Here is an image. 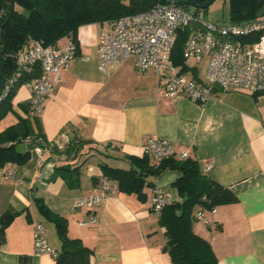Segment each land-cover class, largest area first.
I'll use <instances>...</instances> for the list:
<instances>
[{"label": "crops", "instance_id": "0c3cea01", "mask_svg": "<svg viewBox=\"0 0 264 264\" xmlns=\"http://www.w3.org/2000/svg\"><path fill=\"white\" fill-rule=\"evenodd\" d=\"M109 29L107 23L78 28L76 55L36 114L47 141L59 148L76 136L92 142L77 156L67 157L37 140H25L16 149L29 152L28 160L0 166V216L9 209L16 212L5 230L0 264H55L53 256L34 249L35 222L45 225L52 248L61 247L55 225L40 214L34 198H42L67 219L68 236L79 238L92 251L88 264H172L162 248L165 228L151 213L150 197L158 186L172 202H179L173 185L179 171L166 169L151 177L153 186L144 188L145 202L117 190L92 211L72 207L77 197L99 193L104 176L100 163L129 168L131 158L146 155L149 137L169 140L177 152L196 158L205 175L236 195L237 201L205 212L209 223L193 225L195 233L211 243L218 264H264V92L216 88L214 96L199 104L166 97L155 72L139 74L132 59L106 74L99 69L98 43ZM13 90V111L0 121V131L18 116L26 117L27 111L34 114L28 106L29 86L18 84ZM67 163L81 164L76 188L60 177L48 180L56 165ZM7 171L10 178H5ZM91 213L97 222L81 226Z\"/></svg>", "mask_w": 264, "mask_h": 264}, {"label": "trees", "instance_id": "16d2710c", "mask_svg": "<svg viewBox=\"0 0 264 264\" xmlns=\"http://www.w3.org/2000/svg\"><path fill=\"white\" fill-rule=\"evenodd\" d=\"M163 0H15L14 10L1 34L3 52V74L5 78L16 68V60L31 41L41 40L44 44L57 45L64 37H72L76 45L78 28L89 23H109L122 16L148 10ZM184 0L177 4L188 9ZM205 3L208 0H189ZM11 0H0V26L9 15ZM199 11L196 8L197 13ZM264 14V0H230V21L241 22ZM191 32L190 27L179 29L172 51L173 62L181 67V71L196 77V68L185 63L182 50ZM1 48V49H2ZM0 57V69H1ZM40 71L24 73L18 84H24ZM17 84V85H18ZM1 86V75H0ZM12 90L0 103V121L13 111ZM22 105V104H21ZM25 107L26 106L22 105ZM29 106V104H28ZM30 107V106H29ZM18 116L17 121L0 131V166L7 164L21 165L29 158V152H20L16 144L25 140H37L49 147L55 154L75 157L81 148L92 142L81 137L72 138L63 148L49 142L43 131L39 117L34 114ZM130 167H113L100 163L102 174L118 184V190L127 194H135L143 202L147 200L144 188L153 186L151 177L159 175L166 169L177 170L180 177L174 182L181 197L179 202H172L163 208L158 224L165 228L166 251L172 264H218V257L211 243L193 230L196 212L202 207L210 210L221 204L237 201L236 195L227 187L209 178L202 171L199 161L187 155L184 158L171 156L158 163L146 154L143 157L130 159ZM81 164H59L53 169L48 179L53 181L62 178L71 188L80 183ZM40 214L51 221L61 240L55 264H88L91 249L83 245L79 238H71L67 234V219L52 210L42 198L33 199ZM16 215L15 211L6 210L0 216V247L5 243V230ZM29 217V214L27 213Z\"/></svg>", "mask_w": 264, "mask_h": 264}, {"label": "built area", "instance_id": "2783aa9c", "mask_svg": "<svg viewBox=\"0 0 264 264\" xmlns=\"http://www.w3.org/2000/svg\"><path fill=\"white\" fill-rule=\"evenodd\" d=\"M107 24L110 29L102 32L98 43L99 69L106 74L132 59L139 74H146L149 70L155 72L166 97L173 100L187 98L199 104L214 96L216 88L264 92V14L241 22L217 23L183 8L177 0H169ZM186 27H190L191 32L184 43L182 55L186 64L189 60L200 62L206 59L203 77H195L191 71H181V67L172 60L178 30ZM1 34L0 31V51ZM66 38L64 45L31 41L17 57L16 68L4 79L0 103L16 87L24 73L39 70V75L26 82L31 91L30 109L39 114L54 85L60 81L62 72L69 68L76 55L75 41L72 37ZM144 151L155 163L171 156H187L186 152H177L169 140L157 137L147 139ZM38 153H41L40 150ZM11 176V171L5 173V178ZM99 189L97 194L77 197L72 207L92 211L118 190V184L103 176ZM171 203V197L160 187L153 188L150 209L156 220L163 208ZM215 210L214 207L210 210L201 207L195 219L209 223L205 212L213 213ZM96 222V215L91 213L79 224L87 226ZM33 245L36 254H49L54 258L57 255V251L48 244L42 222L34 223Z\"/></svg>", "mask_w": 264, "mask_h": 264}, {"label": "rangeland", "instance_id": "374dc122", "mask_svg": "<svg viewBox=\"0 0 264 264\" xmlns=\"http://www.w3.org/2000/svg\"><path fill=\"white\" fill-rule=\"evenodd\" d=\"M188 10L196 12V8L188 6ZM197 14L203 18L217 23H225L230 21V0H214L206 9H199ZM189 67H197L196 73L199 77H203L206 68V59L200 62L189 60L187 62ZM48 222H46L47 224Z\"/></svg>", "mask_w": 264, "mask_h": 264}, {"label": "water", "instance_id": "95a60500", "mask_svg": "<svg viewBox=\"0 0 264 264\" xmlns=\"http://www.w3.org/2000/svg\"><path fill=\"white\" fill-rule=\"evenodd\" d=\"M163 1H169V0H163ZM214 0H208L205 3H195L189 0H184L183 3L187 4L189 6H192L194 8H198V9H206L207 7H209V5L213 2ZM14 6H15V0H11V6H10V11H9V15L5 18L4 22L1 24L0 26V31L1 33H3L4 30V25L8 22V20L10 19V16L14 10ZM3 52H4V48L1 49L0 51V57H1V69H0V75H1V86H0V92L2 91L3 88V84H4V79L5 76L3 74V64H4V59H3Z\"/></svg>", "mask_w": 264, "mask_h": 264}]
</instances>
